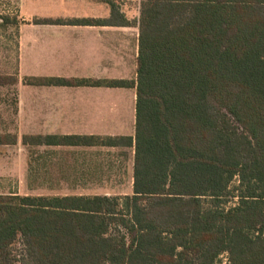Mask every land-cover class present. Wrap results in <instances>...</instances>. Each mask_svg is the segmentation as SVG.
<instances>
[{
  "label": "trees",
  "instance_id": "1",
  "mask_svg": "<svg viewBox=\"0 0 264 264\" xmlns=\"http://www.w3.org/2000/svg\"><path fill=\"white\" fill-rule=\"evenodd\" d=\"M102 1L110 20L71 24L138 26L136 80L25 84L135 88L134 136L22 143L133 148L132 193L0 194V264H264V0H140L138 20Z\"/></svg>",
  "mask_w": 264,
  "mask_h": 264
},
{
  "label": "crops",
  "instance_id": "2",
  "mask_svg": "<svg viewBox=\"0 0 264 264\" xmlns=\"http://www.w3.org/2000/svg\"><path fill=\"white\" fill-rule=\"evenodd\" d=\"M16 5L19 133L17 144L2 146L35 150V157H26L23 173H133V148L29 146L22 137L134 136L125 123L129 114L135 126V88L35 86L25 78L136 80L139 27L71 24L110 20L111 7L102 0H17ZM121 12L134 20L125 8ZM51 179L40 185L54 189L46 184Z\"/></svg>",
  "mask_w": 264,
  "mask_h": 264
},
{
  "label": "rangeland",
  "instance_id": "3",
  "mask_svg": "<svg viewBox=\"0 0 264 264\" xmlns=\"http://www.w3.org/2000/svg\"><path fill=\"white\" fill-rule=\"evenodd\" d=\"M122 9L129 11V18L138 20L140 17V0H116ZM17 0H0V17L9 19L0 21V77L19 76V66L16 65L17 56L15 40L17 37ZM8 82V80H7ZM16 85H0V133L16 134L17 120L15 116ZM128 112V109H127ZM129 117V114H128ZM126 116V132H135V126L129 123ZM5 137V136H4ZM29 149V150H28ZM35 157V150L22 145H0V194L18 193L20 195H128L132 193L133 173H52V179L47 185L54 184V189L40 185L45 181V173H39L40 178L33 176L32 183L29 173H23L24 161L27 156ZM130 158L129 152L125 153ZM129 168V162H128ZM37 174V173H30ZM17 251L21 245L17 244Z\"/></svg>",
  "mask_w": 264,
  "mask_h": 264
},
{
  "label": "built area",
  "instance_id": "4",
  "mask_svg": "<svg viewBox=\"0 0 264 264\" xmlns=\"http://www.w3.org/2000/svg\"><path fill=\"white\" fill-rule=\"evenodd\" d=\"M220 264H228V254L227 253H224L221 256V263Z\"/></svg>",
  "mask_w": 264,
  "mask_h": 264
}]
</instances>
